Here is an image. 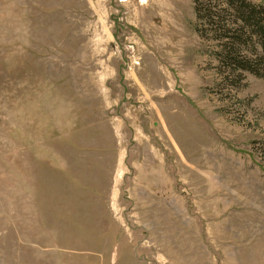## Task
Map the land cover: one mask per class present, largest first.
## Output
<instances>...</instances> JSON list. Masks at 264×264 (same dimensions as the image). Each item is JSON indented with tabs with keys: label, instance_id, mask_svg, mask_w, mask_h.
<instances>
[{
	"label": "rangeland",
	"instance_id": "1",
	"mask_svg": "<svg viewBox=\"0 0 264 264\" xmlns=\"http://www.w3.org/2000/svg\"><path fill=\"white\" fill-rule=\"evenodd\" d=\"M195 23L0 0V264H264V80H225Z\"/></svg>",
	"mask_w": 264,
	"mask_h": 264
},
{
	"label": "trees",
	"instance_id": "2",
	"mask_svg": "<svg viewBox=\"0 0 264 264\" xmlns=\"http://www.w3.org/2000/svg\"><path fill=\"white\" fill-rule=\"evenodd\" d=\"M195 32L225 80L238 87L244 74L264 80V3L251 0H192Z\"/></svg>",
	"mask_w": 264,
	"mask_h": 264
}]
</instances>
